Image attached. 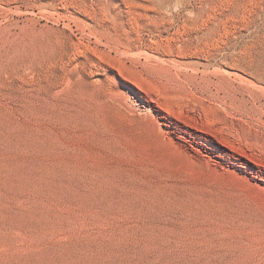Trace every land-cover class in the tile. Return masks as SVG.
<instances>
[{
	"label": "rangeland",
	"instance_id": "rangeland-1",
	"mask_svg": "<svg viewBox=\"0 0 264 264\" xmlns=\"http://www.w3.org/2000/svg\"><path fill=\"white\" fill-rule=\"evenodd\" d=\"M0 264H264V0H0Z\"/></svg>",
	"mask_w": 264,
	"mask_h": 264
}]
</instances>
